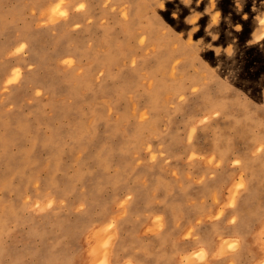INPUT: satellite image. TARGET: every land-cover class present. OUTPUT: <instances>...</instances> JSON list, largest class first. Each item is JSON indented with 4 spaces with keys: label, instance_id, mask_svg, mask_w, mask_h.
Listing matches in <instances>:
<instances>
[{
    "label": "rangeland",
    "instance_id": "374dc122",
    "mask_svg": "<svg viewBox=\"0 0 264 264\" xmlns=\"http://www.w3.org/2000/svg\"><path fill=\"white\" fill-rule=\"evenodd\" d=\"M238 2L191 39L208 0H0V264H264V0Z\"/></svg>",
    "mask_w": 264,
    "mask_h": 264
},
{
    "label": "clouds",
    "instance_id": "9594fccd",
    "mask_svg": "<svg viewBox=\"0 0 264 264\" xmlns=\"http://www.w3.org/2000/svg\"><path fill=\"white\" fill-rule=\"evenodd\" d=\"M216 2H217V0H208V4L204 8V13H200V12H196L194 9L190 8V6L192 5V0H181V3L185 7H189L190 8L191 13L193 11H195L197 13L196 15H192V14L189 15V16H191V19L188 18L189 16H187L185 18V23H187L189 25H196V27L191 28V31H190V38L191 39H192V35L199 30V25H198L197 21L202 17V15L208 14V11H209V6L208 5H211L212 8H216ZM195 3H196L197 6H199L202 3V0H195ZM234 3H235L236 11L238 13L242 12L243 4L239 3L238 0H234ZM163 8H164V0H163L161 9H163ZM256 9H257L256 2H255V0H253L252 11L256 12ZM172 16H173V18H176L177 13L173 12ZM220 17H221V13H220L219 10H217L210 17V19H211L213 24L218 25L220 23V21H221ZM242 19H244V20L248 19L247 13H244L242 15ZM253 19L256 21V26L253 28V31L251 32V38L246 42L249 47L255 46V45H259V44H261L262 41H264V14H256L253 17ZM234 29H235L236 32H240L242 30V26L240 24H236L234 26ZM204 30H205V33H208V31H209L208 26H206ZM210 36H211V40L212 41H216L219 38L218 34L210 35ZM201 40H203V38H201ZM219 47L220 46L214 47L211 44L209 49H211L215 53V55H218L217 48H219ZM228 247L231 248V247H234V245L233 244H229Z\"/></svg>",
    "mask_w": 264,
    "mask_h": 264
},
{
    "label": "bare ground",
    "instance_id": "6f19581e",
    "mask_svg": "<svg viewBox=\"0 0 264 264\" xmlns=\"http://www.w3.org/2000/svg\"><path fill=\"white\" fill-rule=\"evenodd\" d=\"M78 36V35H77ZM76 38V37H75ZM80 38V37H79ZM77 39V38H76ZM17 190V189H16ZM18 191V190H17ZM3 194V193H2ZM4 196V195H3ZM18 198H20V197H18ZM27 203V202H26ZM14 205V204H13ZM24 206H25V204H24ZM123 206V205H122ZM123 208H124V206H123ZM47 218V217H46ZM160 218V217H159ZM162 218V217H161ZM57 219V218H56ZM158 219V218H157ZM28 220V219H27ZM42 220V219H41ZM62 220V219H61ZM161 220V219H160ZM160 220H157V221H160ZM40 221V220H39ZM60 222H62V221H60ZM156 222V221H155ZM33 223V222H32ZM160 223V222H159ZM35 224V223H34ZM55 224V223H54ZM158 224V223H157ZM52 228V227H51ZM57 228V227H56ZM37 230V229H36ZM35 230V231H36ZM48 233V232H47ZM51 233V232H50ZM39 234V233H38ZM3 252V251H2Z\"/></svg>",
    "mask_w": 264,
    "mask_h": 264
}]
</instances>
